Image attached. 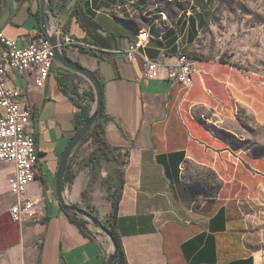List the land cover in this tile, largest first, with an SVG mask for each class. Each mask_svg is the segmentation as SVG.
<instances>
[{"label":"crops","instance_id":"obj_1","mask_svg":"<svg viewBox=\"0 0 264 264\" xmlns=\"http://www.w3.org/2000/svg\"><path fill=\"white\" fill-rule=\"evenodd\" d=\"M77 1L103 31L104 46L86 42L73 14ZM163 2L62 0L55 11L62 33L89 45L67 49V56L97 76L104 95L101 130L71 160L64 197L100 220L118 198L117 228L128 264H264V157L217 134L244 138L239 112L264 124V87L253 71L203 57L200 39L219 0ZM38 9L37 0H24L4 36L28 45L41 33ZM141 30L151 36L143 52L160 64L159 78L149 82L142 58L130 62L124 52ZM183 54L198 63L191 87L168 79ZM77 79L55 64L44 87L33 75L7 79L33 108L29 130L41 178L28 186L27 197L45 199L46 217L12 219L14 166L0 163V264H107L106 235L73 221L55 193L60 156L77 131ZM202 171L213 172L221 186L209 198L210 188L197 182Z\"/></svg>","mask_w":264,"mask_h":264},{"label":"built area","instance_id":"obj_2","mask_svg":"<svg viewBox=\"0 0 264 264\" xmlns=\"http://www.w3.org/2000/svg\"><path fill=\"white\" fill-rule=\"evenodd\" d=\"M151 36L148 31L141 30L135 40L125 48L126 58L132 62L136 57L143 60L146 81L159 78V62L150 59L143 50ZM61 44L65 51L70 48L89 46L75 41L61 31ZM55 51L51 42L41 33H35L28 45H20L18 41L8 39L0 33V163L14 166V176L10 181V191L16 200L9 209L12 219L18 223L40 221L46 217L45 199L27 197L28 186L41 178L40 153L36 139L29 127L33 118V108L22 100L23 90L17 86H7L10 74L33 75L37 87H44L54 67ZM198 63L187 55L179 57V61L171 65L168 79L173 84L191 87L197 75ZM79 112L83 108L92 107L91 86L85 80L75 81L73 95ZM204 118V117H203ZM244 138H239L243 141Z\"/></svg>","mask_w":264,"mask_h":264},{"label":"rangeland","instance_id":"obj_3","mask_svg":"<svg viewBox=\"0 0 264 264\" xmlns=\"http://www.w3.org/2000/svg\"><path fill=\"white\" fill-rule=\"evenodd\" d=\"M176 8L172 7L171 11ZM200 44L203 57H217L220 62L253 71V77L263 88L264 0H219L211 26L205 28ZM256 93L261 95L258 90ZM239 118V133L244 139L238 140V145H245L249 154L264 155V124L245 112H239Z\"/></svg>","mask_w":264,"mask_h":264},{"label":"water","instance_id":"obj_4","mask_svg":"<svg viewBox=\"0 0 264 264\" xmlns=\"http://www.w3.org/2000/svg\"><path fill=\"white\" fill-rule=\"evenodd\" d=\"M39 1V16L40 26L43 34L51 42L55 51L54 63L55 65L63 68L76 76L83 78L89 83L93 90L94 101L87 120L80 126L74 136L70 139L69 143L63 150L57 167L56 180H55V193L58 202L63 210L72 216L84 220L88 224L96 227L103 232L109 240L110 251L107 257V264H116L118 255V245L110 233L102 224L101 220L93 216L91 213L79 208L76 205L69 203L64 197L63 185L65 176L71 160L84 142L85 138L96 129L101 123L103 118L104 95L103 87L97 76L84 67L83 65L75 62L67 56L66 51L61 44V28L59 27V17L56 15L51 0H38ZM23 1L17 3L15 0H7L6 6L3 5V11L0 15V33L11 21L13 15L19 11ZM100 34L103 31L98 30Z\"/></svg>","mask_w":264,"mask_h":264},{"label":"trees","instance_id":"obj_5","mask_svg":"<svg viewBox=\"0 0 264 264\" xmlns=\"http://www.w3.org/2000/svg\"><path fill=\"white\" fill-rule=\"evenodd\" d=\"M62 0H51L52 2V7L54 9V11H60V9L62 8ZM38 2V6H39V1ZM7 4V0H0V15L3 11V5L6 6ZM80 2L77 1L75 7H74V16H76L77 20L79 21L80 26L86 31L88 38L86 39V42L91 44V45H96L98 47L100 46H104V42H103V38L101 37V35L98 33L99 30V26L96 22H94L91 18H89L82 9H80ZM37 18L38 20L40 19L39 16V9L37 12ZM67 31H69V29L67 28ZM42 32V30H41ZM76 76V75H75ZM78 78H81L79 76H77ZM82 80H84L83 78H81ZM91 98L94 101V95H93V90L91 88ZM92 107H87V108H83L80 112L77 113L76 115V127L77 130L80 128V126L87 120V118L89 117L90 111H91ZM213 129V128H212ZM101 130V123L96 127V129L94 131H92V133H90L85 139H87L90 135L98 133ZM217 134L219 135V137H221L224 140H227L229 142H231V144L235 145L236 147L241 148L242 150H247V147L244 145L243 147L238 145V140L234 137L231 136L223 131H219L217 132ZM83 144V143H82ZM251 156H260V157H264V155H260L256 152H251L250 154ZM202 175V180L197 181L199 183V185H202L204 187H209L210 190L205 192V196L206 198L211 197L213 194H215V192L217 190H219L220 183L218 182L216 175L211 172V171H202L201 172ZM67 176V173H66ZM65 176V179H66ZM118 209H119V200L118 198L115 199L114 203H113V209L111 211V213L109 214L108 217H106L105 219H101V222L103 224V226L110 232L113 234V237L118 245V255H117V261L116 264H128L127 260H126V256L124 253V248H123V243H122V239L120 237L118 228H117V220H118ZM69 217L75 221L76 223H78L79 225H81L82 227H84L86 225L87 222H85L84 220H81L75 216L69 215Z\"/></svg>","mask_w":264,"mask_h":264},{"label":"flooded vegetation","instance_id":"obj_6","mask_svg":"<svg viewBox=\"0 0 264 264\" xmlns=\"http://www.w3.org/2000/svg\"><path fill=\"white\" fill-rule=\"evenodd\" d=\"M17 3L24 2V0H15Z\"/></svg>","mask_w":264,"mask_h":264}]
</instances>
